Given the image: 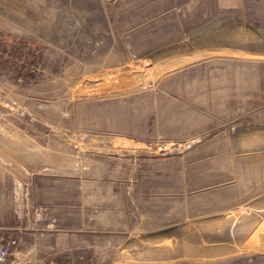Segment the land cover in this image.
<instances>
[{
  "label": "rangeland",
  "instance_id": "374dc122",
  "mask_svg": "<svg viewBox=\"0 0 264 264\" xmlns=\"http://www.w3.org/2000/svg\"><path fill=\"white\" fill-rule=\"evenodd\" d=\"M245 58L264 0H0V234L59 264H264Z\"/></svg>",
  "mask_w": 264,
  "mask_h": 264
},
{
  "label": "built area",
  "instance_id": "2783aa9c",
  "mask_svg": "<svg viewBox=\"0 0 264 264\" xmlns=\"http://www.w3.org/2000/svg\"><path fill=\"white\" fill-rule=\"evenodd\" d=\"M0 264H59L51 258L33 259L19 237L0 234Z\"/></svg>",
  "mask_w": 264,
  "mask_h": 264
},
{
  "label": "crops",
  "instance_id": "0c3cea01",
  "mask_svg": "<svg viewBox=\"0 0 264 264\" xmlns=\"http://www.w3.org/2000/svg\"><path fill=\"white\" fill-rule=\"evenodd\" d=\"M245 59H242L247 62V68L245 69L255 81L252 82L251 86H248L247 89L243 90V93H251V98L256 99L255 101H257L256 105H261V103H264V80L260 79L261 77H264V59Z\"/></svg>",
  "mask_w": 264,
  "mask_h": 264
}]
</instances>
